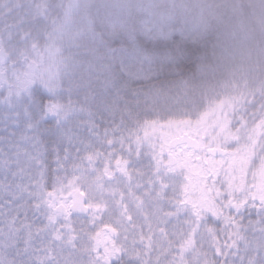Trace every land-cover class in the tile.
<instances>
[{
  "label": "snow or ice",
  "instance_id": "6c2138e0",
  "mask_svg": "<svg viewBox=\"0 0 264 264\" xmlns=\"http://www.w3.org/2000/svg\"><path fill=\"white\" fill-rule=\"evenodd\" d=\"M130 7L0 0V264H264V101Z\"/></svg>",
  "mask_w": 264,
  "mask_h": 264
},
{
  "label": "trees",
  "instance_id": "16d2710c",
  "mask_svg": "<svg viewBox=\"0 0 264 264\" xmlns=\"http://www.w3.org/2000/svg\"><path fill=\"white\" fill-rule=\"evenodd\" d=\"M87 2L93 6L102 2L127 3L131 6L128 10L131 18L149 17L154 20L157 30L169 38L182 37L200 44L206 51L195 69L194 86L227 90L237 97L239 103L264 101V78L252 80L248 76L252 75L253 69L260 67L256 48L259 44L264 45V25L259 22L264 12V0Z\"/></svg>",
  "mask_w": 264,
  "mask_h": 264
},
{
  "label": "rangeland",
  "instance_id": "374dc122",
  "mask_svg": "<svg viewBox=\"0 0 264 264\" xmlns=\"http://www.w3.org/2000/svg\"><path fill=\"white\" fill-rule=\"evenodd\" d=\"M264 10V9H263ZM259 22L262 23V25H264V12L262 11L260 17H259ZM248 36V35H247ZM259 49V50H258ZM256 53H257V58L259 56V66L260 67H256L255 69L252 70V75H248L252 80L253 78L260 80L261 78H264V45L259 44V46H257L256 48ZM258 51H260V53L258 54ZM240 85V84H239ZM244 86V85H242ZM245 89V88H243ZM238 90V88H237ZM240 92V91H239Z\"/></svg>",
  "mask_w": 264,
  "mask_h": 264
}]
</instances>
